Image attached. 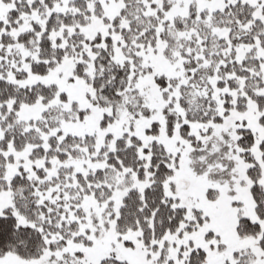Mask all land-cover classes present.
I'll use <instances>...</instances> for the list:
<instances>
[{
    "label": "snow or ice",
    "instance_id": "6c2138e0",
    "mask_svg": "<svg viewBox=\"0 0 264 264\" xmlns=\"http://www.w3.org/2000/svg\"><path fill=\"white\" fill-rule=\"evenodd\" d=\"M0 264H264V0H0Z\"/></svg>",
    "mask_w": 264,
    "mask_h": 264
}]
</instances>
